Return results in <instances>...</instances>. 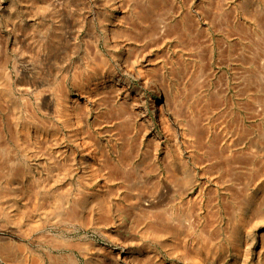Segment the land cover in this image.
I'll use <instances>...</instances> for the list:
<instances>
[{
	"label": "rangeland",
	"instance_id": "obj_1",
	"mask_svg": "<svg viewBox=\"0 0 264 264\" xmlns=\"http://www.w3.org/2000/svg\"><path fill=\"white\" fill-rule=\"evenodd\" d=\"M60 1L64 3H61V7L65 12L73 10L77 14L94 12L97 7L96 0L95 2L83 0L81 4L76 3V0H72V3L71 0ZM110 1L108 0L107 4V0H104L103 4L106 5L101 8L106 13H111L115 23H118L123 33L126 32L125 36L116 40L119 45L122 42L119 40H123L127 68L132 62L135 65H130L133 69L129 66L132 72L135 71L134 77L130 78L131 81L129 80L130 87L146 90L143 95L146 101L145 107L150 115L155 104L160 108L163 107L162 110L170 107L168 109L174 114L172 117L174 118L176 114L174 119L179 122L182 121L181 117H187L190 128L184 136L175 132V129L174 134L173 129H168V125H171L168 118L163 115V118L165 116L167 119H163L164 125L166 124L164 130H166L162 133L161 142L158 143L147 135L148 126L141 124L138 118L136 120V115H132V110H129L122 101L117 103L121 110L115 107L117 112L120 110L118 113H115V109L111 107L110 111L106 104L85 106L87 100L79 96L86 94L87 90L83 89H89L93 85L92 81L88 80V76L86 78L84 75L87 73L82 71L83 74L80 73L77 67L79 55L67 58V52L60 42V37L53 35L45 23L35 25L41 18L34 14L33 0H0V264H145L147 261L145 258H148L145 250L149 243L145 236L144 225L152 217H156L161 210L157 207L162 191L160 183H166L168 180L171 183L168 171L177 160L180 168L183 165V170L195 173V177L190 176L184 180L185 184L182 182L184 186H177L174 192L165 197L166 202L171 205L174 203L179 207L178 211L174 208V216L180 219L178 223L187 221V218L188 221L193 222L199 217L196 222L201 219L203 227L213 230L218 226L230 227L236 218V221L240 220L236 225L241 226L243 221L236 213L239 201L248 198L264 203L262 198L264 154L258 152L261 148L264 149V0ZM141 4L143 7H148L154 14L149 13L150 16L146 17L148 22L139 23L137 24L139 29H134L132 28L135 20L133 16L142 12L139 10L143 9ZM256 5H263V8L258 7V10ZM260 9L263 10L260 12ZM254 13L256 15L258 13L257 20L254 19L256 17ZM123 17L127 21L121 20ZM156 17L164 18L161 21H165L160 23L164 25V28L158 23L159 27L163 28L160 34L156 30L158 29V25H155ZM187 23H190V27ZM143 31L146 32L143 33ZM128 32L134 34H128ZM80 38H84V33L80 35ZM89 47L96 58V61L93 58L92 65L98 64L97 67H101V55L94 54L95 50L91 45ZM52 50H58L60 56L66 57L62 56L64 61L60 59L61 57H57V61L59 60L57 64L62 70L59 73L60 77L58 76L57 80L50 85L46 84L47 76L45 75H48L47 67L50 66L49 60H52ZM242 56L245 59H242ZM128 57H131L133 61L127 59ZM127 60L130 62L127 63ZM255 60L258 62L254 63ZM69 65L72 72L66 75ZM75 72H78V75ZM247 73L263 76L262 82H258L260 79L257 80L254 77L255 81L250 80ZM139 77L141 80L138 79ZM143 77L147 79L146 82ZM140 81L143 82L142 86ZM88 83H90L89 86ZM27 88L33 90H27ZM81 90L84 93L78 92ZM49 92L56 96V106L52 115H48L42 104L44 95ZM55 112L57 115L60 114L58 118ZM128 112L131 114H126ZM123 113L130 118L120 119ZM179 116L181 117L178 118ZM64 121L67 125L63 126V123L66 124ZM69 121L75 126H71ZM185 134L189 136L185 137ZM127 137L129 141H126ZM132 139H135V142L131 143ZM252 142H254L253 145ZM256 144L258 146H254ZM241 154L244 155L241 156ZM118 157L123 158L121 159L123 162L125 160L128 162L129 157L134 159L135 170H126ZM169 157L173 159V162ZM234 158H238L243 167L239 166V170L235 167L232 170L227 169L226 159L232 161ZM257 161L260 163L258 164ZM247 163H250L252 167ZM225 170H228V173ZM225 176L228 178L225 179ZM145 178L148 180H144ZM259 184L261 189L258 187ZM182 187L185 188L184 191ZM180 188L182 190H179ZM148 196L155 198V201L146 203L145 198L147 199ZM217 204L223 205L221 210L215 208ZM225 205L226 208H224ZM230 207H232L231 210ZM161 212L162 210L157 215L160 218H157L158 225L166 221ZM252 218V222L257 220L255 217ZM142 219H146L145 222ZM208 229L206 231L209 232ZM261 229L259 225L248 228L256 241L264 240V230L261 231ZM203 235L205 233L202 234L201 240ZM142 236L145 238L143 239ZM205 237L209 238L204 236L206 243L202 242L208 244L207 240L210 241V239ZM168 241L175 245L174 248H177V244L178 250L182 248L179 241L177 243L174 239ZM171 248L174 249L173 246ZM253 249L259 250L260 247L255 245ZM124 250H134L136 253L124 258L122 255ZM245 254L248 255L246 258H252L251 252Z\"/></svg>",
	"mask_w": 264,
	"mask_h": 264
},
{
	"label": "bare ground",
	"instance_id": "obj_2",
	"mask_svg": "<svg viewBox=\"0 0 264 264\" xmlns=\"http://www.w3.org/2000/svg\"><path fill=\"white\" fill-rule=\"evenodd\" d=\"M74 1V0H73ZM83 0H76L75 2L78 3V4H81ZM89 1V0H88ZM113 1V0H111ZM110 1V2H111ZM115 1V0H114ZM122 1V0H121ZM126 1V0H125ZM159 1V0H157ZM258 1V0H257ZM263 1V0H262ZM65 2V1H64ZM95 2V0H94ZM104 0H96V9L94 10V12H87L85 14H77V13H74V11H70V12H65L63 9H62V3L60 0H33L32 2V7H33V11H34V14L36 16H39L41 18L40 22L36 23L35 25H40V24H47V28L49 30H51L53 32V35H57L58 37H60V42H62V44L64 45V50L67 52V58H70L72 56L73 58V55H79L78 57V66L79 67V70H80V73L82 72H86L87 74L84 73V75H86V78L88 76V80L92 83L93 86H91L90 88H92L91 90L89 89H83V90H87V92H85L86 94H80V98H83L86 99L87 101V104H85V106L89 105V106H95V104L99 103V105H107V107L109 106V109L111 107L114 108L115 110V113H118L121 109L119 106H117V103L118 101H122L123 104L127 105L129 107V110H132V115H136V120L137 118L139 119V122H141V124H146L148 126L147 128V132L152 139H155L158 143L161 142V138H162V133H164V118L165 116L168 118V121L171 125H168V129L171 130L173 129V133H174V129H175V132L177 131L179 134H183L184 136V133L186 131L189 130L190 128V125H189V121H187V117L185 115L186 118L184 117H181L179 116L178 118H182L181 122H179L177 119H174L176 117V114H175V117L173 118L172 115L174 116V114H172L168 108L167 109H164L162 110L161 108L163 107H158L156 104L153 105V109H152V113L151 115L148 113L146 107H145V104H146V101H145V98H144V95H143V92L146 91V90H140L138 88L136 89H132V87H130V78L131 77H134V73L135 71L131 69H129V66L130 65H134L133 62L132 64H128V68H127V65L125 64V52H124V48L125 46L122 44L123 43V40H119V41H122L119 45V43L117 44V38H121L122 36H125L126 32L123 33L124 31H122L119 27V25H117L118 23H115V21L113 20L112 18V15H110L109 13H106V11H104V9H102L105 5L103 4ZM150 2V1H149ZM153 2V1H152ZM253 2V1H252ZM250 2V3H252ZM62 3V4H61ZM71 3H72V0H71ZM70 3V4H71ZM74 3V4H76ZM108 0H107V4H108ZM139 3V2H138ZM151 3V2H150ZM163 2H161L162 4ZM254 3V2H253ZM252 3V4H253ZM264 3V2H263ZM101 4V5H100ZM114 4V3H113ZM117 4V3H116ZM155 4V3H154ZM251 4V5H252ZM86 6V4H83ZM104 5V6H103ZM111 5V4H110ZM132 4H130L131 6ZM142 5V4H141ZM145 5V4H144ZM157 5V4H156ZM244 5V4H243ZM75 6V5H74ZM78 6H81L83 7L82 5H78ZM109 6V5H108ZM113 6V5H112ZM139 6V5H138ZM263 6V5H262ZM262 6H259V5H256V8L258 7H262ZM64 7V6H63ZM102 7V8H101ZM107 7V6H106ZM143 7V5H142ZM146 7V6H144ZM143 9H139V10H142V12L138 11L140 14L138 15H134L133 17L135 18V20L133 21V25H132V28H136V29H139L138 25L137 24H141L143 23L144 21H147V18L146 17H149V13H151L152 11L149 10L148 7L144 8ZM159 7V5H158ZM255 7V6H253ZM73 8V7H72ZM86 8V7H85ZM90 8V6H89ZM109 8V7H108ZM141 8V7H140ZM148 8V9H147ZM155 8V7H154ZM249 8V7H248ZM263 8V7H262ZM91 9V8H90ZM94 9V8H93ZM119 9V8H118ZM212 9V8H211ZM219 9V8H218ZM217 9V10H218ZM78 10V9H77ZM89 10V9H88ZM145 10V11H144ZM155 11V9H153ZM222 10V9H221ZM259 10V8H258ZM261 10L263 9H260V12ZM81 12V10H78ZM91 11V10H90ZM134 11V10H132ZM158 11V10H157ZM225 11V10H224ZM253 11V9L251 10ZM156 12V11H155ZM250 12V11H249ZM248 12V13H249ZM254 12H256L255 8H254ZM129 13V12H128ZM134 13V12H133ZM153 13V12H152ZM160 13V12H159ZM163 13V12H162ZM215 13V12H214ZM154 14V13H153ZM165 14V12L163 13ZM217 14V13H216ZM250 14V13H249ZM253 14V13H252ZM251 14V15H252ZM255 14V13H254ZM34 15V16H35ZM149 15V16H148ZM157 15V14H156ZM247 15V14H246ZM258 15V13H257ZM256 14L254 16H256L254 19L257 20V16ZM154 16V15H152ZM164 16V15H163ZM226 16V15H225ZM249 17V15H247ZM116 17V16H115ZM126 17V16H125ZM132 17V16H131ZM160 17V16H159ZM128 18V17H127ZM163 18V17H162ZM189 18V17H188ZM217 18V16L215 17V19ZM224 18V17H223ZM246 18V17H245ZM251 18V17H250ZM124 19L126 20V18H121V20ZM130 19V18H128ZM132 19V18H131ZM158 17H156L155 20H157V22H155V25H158V29L156 28L157 30V33H161L162 29L164 28L160 23L161 22H165V21H161L163 19H159ZM166 19V18H165ZM184 19V18H183ZM252 20H254L253 18H251ZM261 19V17L259 18V20ZM118 20V19H117ZM137 20H138V23H137ZM152 20V19H151ZM167 20V19H166ZM213 20V19H212ZM127 21V20H126ZM131 21V20H130ZM217 21V20H216ZM117 22V21H116ZM148 22V21H147ZM219 22V20H218ZM122 23V21L120 22ZM129 23V22H128ZM146 23V22H145ZM144 23V24H145ZM150 23V22H149ZM163 27H159L160 25ZM217 23V22H216ZM259 23V22H258ZM143 24V25H144ZM188 24V23H187ZM190 24V23H189ZM188 24V26H189ZM218 24V23H217ZM124 25V24H123ZM154 25V24H153ZM233 25V24H231ZM129 26V25H128ZM152 26V24H151ZM261 26V25H260ZM131 27V26H130ZM165 27H168L167 25H165ZM171 27V25L169 26ZM190 27V26H189ZM193 27V26H192ZM241 27V26H240ZM263 27V26H262ZM128 29V27H126ZM124 29V28H123ZM126 29V30H127ZM167 29V28H166ZM183 29V28H182ZM188 29V27H187ZM251 29V28H249ZM130 30V28H129ZM145 30V29H144ZM169 30V29H168ZM190 30V29H189ZM247 30V29H245ZM263 30V29H262ZM128 31V30H127ZM133 31V30H131ZM136 31H139V30H136ZM152 31V30H151ZM165 31V30H164ZM248 31V30H247ZM257 31V30H256ZM135 32V31H134ZM146 32V31H143V33ZM150 32V31H149ZM154 32V30H153ZM191 32V31H190ZM189 32V33H190ZM82 33H84V38L81 39L80 38V35H82ZM130 32H128L129 34ZM132 33V32H131ZM130 33V34H131ZM163 33V32H162ZM230 33V32H229ZM250 33V31H249ZM258 33V32H257ZM134 34V33H132ZM137 34V33H136ZM151 34V32H150ZM149 34V35H150ZM154 34V33H152ZM233 34V33H232ZM254 34V33H253ZM252 34V35H253ZM148 35V36H149ZM157 35V34H156ZM155 35V36H156ZM163 35V34H162ZM51 36V35H50ZM128 36V35H126ZM135 36V35H134ZM130 37V36H129ZM132 37V36H131ZM130 37V38H131ZM191 37V36H190ZM230 37V36H229ZM244 37V36H243ZM259 37V36H258ZM154 38V37H153ZM239 38V37H238ZM251 38V36H250ZM55 39H58V38H55ZM81 39V40H79ZM136 39V38H135ZM254 39V38H253ZM116 40V41H115ZM130 40V39H128ZM128 40H126L128 42ZM125 41V42H126ZM256 41V40H255ZM124 42V43H125ZM251 42V41H250ZM227 43V42H226ZM234 43V42H233ZM254 43V42H253ZM52 44V43H51ZM257 43H255L256 45ZM95 50L94 54H97L99 53L101 55V67H97V65H92L94 64L93 63V58H95L93 56V54L91 53L90 51V46ZM127 45V44H126ZM228 45V44H226ZM235 45H237L235 43ZM234 45V46H235ZM264 45V44H263ZM262 45V46H263ZM129 46V44H128ZM230 46V45H229ZM240 46V45H239ZM246 46V45H245ZM257 46V45H256ZM260 46V45H259ZM228 47V46H227ZM248 47V46H247ZM246 47V48H247ZM131 48V47H130ZM250 48H252L250 46ZM258 48V47H257ZM262 48V47H261ZM92 49V50H93ZM238 49V48H237ZM240 49V48H239ZM254 49V48H253ZM60 50V49H58ZM57 51H54L52 50V53H53V56L52 54H50L52 57V60H49L50 62V66L49 68L47 67V70H48V75H45L47 76L45 79H46V84H53L58 76L60 75V71L62 70L61 69V66H59L57 64V57H61L60 59H62V56L66 57L65 55H62L60 56L59 55V52ZM50 51V49H49ZM63 51V50H62ZM130 51V50H129ZM131 52V51H130ZM226 52V51H225ZM230 52V51H229ZM247 52V51H246ZM256 52V51H255ZM51 53V52H50ZM227 53V52H226ZM236 53V52H234ZM243 53V52H242ZM260 53V52H259ZM63 54V52H62ZM128 54V53H127ZM133 54V52L131 53ZM240 54V53H239ZM256 54V53H255ZM257 55V54H256ZM98 56V55H97ZM96 56V57H97ZM244 56V55H243ZM242 56V59L244 58ZM258 56V55H257ZM264 56V55H263ZM50 57V56H49ZM133 57V55H132ZM259 57V56H258ZM99 58V56H98ZM135 58V57H133ZM228 58V56H227ZM241 58V57H240ZM40 59V58H39ZM127 59H131V57H128ZM245 59V58H244ZM253 60V58H251ZM250 59V60H251ZM64 61V59H62ZM132 60V59H131ZM248 60V59H247ZM246 60V61H247ZM22 61V60H21ZM70 61V60H68ZM95 61H96V58H95ZM133 61V60H132ZM136 60H134V63H135ZM138 61V60H137ZM42 62V61H41ZM67 62V61H66ZM97 62H98V59H97ZM127 63H129L130 61H126ZM245 62V61H244ZM254 63L258 62L257 60L253 61ZM60 63V62H59ZM103 63V65H102ZM249 63V61H248ZM252 63V62H251ZM70 64V63H69ZM100 64V63H99ZM136 64V63H135ZM263 64V63H262ZM73 65V64H72ZM261 65V64H260ZM264 65V64H263ZM135 66V65H134ZM254 66V65H253ZM258 66V65H257ZM19 67V66H18ZM23 67V66H21ZM131 67V66H130ZM260 67V66H259ZM74 68V67H73ZM133 69V67H131ZM138 68V67H136ZM246 68V67H245ZM20 69V68H19ZM22 69V68H21ZM66 69V68H65ZM26 70V69H25ZM77 70V68H76ZM136 70V69H135ZM250 70V69H249ZM82 71V72H81ZM263 71V70H262ZM21 72V71H20ZM26 72V71H25ZM67 74L68 75L71 71V66L69 65V68H67L66 70ZM247 72V71H246ZM253 72H256V71H253ZM76 73V72H75ZM138 73V72H137ZM21 74V73H19ZM78 75V72L76 73ZM74 74V75H76ZM83 74V73H82ZM248 74V73H247ZM259 74V72H258ZM72 76V74H70ZM80 75V74H79ZM145 75V74H144ZM249 75V79H253V77L257 80H259L258 82H262L261 79L262 77H260L259 75L257 76V73L255 74L256 76L254 75ZM247 75V76H248ZM63 76V75H62ZM140 76V75H139ZM143 76V75H142ZM245 76V75H244ZM60 77V76H59ZM66 77V76H65ZM69 77V76H67ZM77 77V76H76ZM79 77V76H78ZM136 77V76H135ZM147 77V76H146ZM152 77V76H151ZM150 77V78H151ZM23 78V77H22ZM64 78V77H63ZM72 78V77H71ZM247 78V77H246ZM37 79V78H36ZM80 79V78H79ZM133 79V78H132ZM139 80H141V77L138 78ZM144 79V77H143ZM255 79H253L255 81ZM41 80V79H40ZM39 80V81H40ZM44 80V79H43ZM130 80V81H129ZM145 82L147 79H144ZM156 80V79H155ZM155 80H153L155 82ZM244 80V79H243ZM264 80V79H263ZM76 81V79H75ZM143 81V80H142ZM247 81V80H246ZM249 81V80H248ZM21 82H22V79H21ZM37 82V81H36ZM36 82H35V85H36ZM77 82V81H76ZM81 82V80L79 81ZM78 82V84H79ZM141 82V81H140ZM144 82V81H143ZM141 82V86H142V83ZM257 82V83H258ZM20 83V82H19ZM23 83V82H22ZM62 83V82H61ZM132 83V82H131ZM139 83V82H138ZM156 83V82H155ZM28 84V83H27ZM25 84V85H27ZM38 84V83H37ZM63 84H65L63 82ZM77 84V85H78ZM90 83H88V86H89ZM146 84V83H145ZM154 84V83H153ZM254 84V83H253ZM259 84V83H258ZM263 84V83H262ZM32 86V84H30ZM80 85V84H79ZM78 85V86H79ZM83 85V84H82ZM34 86V85H33ZM32 86V87H33ZM75 86V85H74ZM77 86V87H78ZM146 86V85H145ZM150 86V85H149ZM254 86V85H253ZM259 86V85H258ZM261 86V85H260ZM20 87V86H19ZM36 87V86H35ZM34 87V88H35ZM63 87V86H62ZM84 87V85H83ZM157 87V86H156ZM18 88V87H17ZM21 88V87H20ZM37 88V87H36ZM40 88V87H39ZM42 88V87H41ZM79 88V87H78ZM81 88V87H80ZM88 88V87H87ZM249 88V87H248ZM33 90L32 88H27V90ZM48 89V88H47ZM64 89V88H62ZM67 89V88H66ZM65 89V90H66ZM82 89V88H81ZM147 89V88H146ZM150 89V87L148 88ZM254 89V88H253ZM20 90V89H19ZM52 90V89H51ZM61 90V89H60ZM81 90V91H78V92H83L84 91ZM89 90V91H88ZM248 90V89H247ZM251 90V89H250ZM249 90V91H250ZM257 90V89H255ZM262 90V89H261ZM260 90V91H261ZM23 91V90H22ZM26 91V90H25ZM47 91V90H46ZM49 91H50V88H49ZM73 91V90H72ZM27 92V91H26ZM30 92V91H29ZM32 92V91H31ZM34 92V91H33ZM52 92V91H51ZM49 92L48 94L44 95L43 97V107L45 108V110L48 112V115H52L54 114V106H56V102H55V97L53 93ZM58 92V91H57ZM35 93V92H34ZM37 93V92H36ZM47 93V92H46ZM60 93V92H59ZM67 93V91H66ZM146 93V92H145ZM250 93V92H249ZM39 94V93H38ZM63 94V93H62ZM71 94V93H70ZM79 94V93H78ZM43 95V94H42ZM56 95V94H55ZM69 95V94H68ZM167 95V94H166ZM252 95V94H251ZM78 97V96H77ZM170 97V96H169ZM168 97V98H169ZM36 98V97H35ZM41 98V97H40ZM171 98V97H170ZM252 98V97H251ZM258 98V97H257ZM38 99V98H37ZM42 99V98H41ZM259 99V98H258ZM167 100V99H166ZM170 100V99H169ZM228 100V99H227ZM254 100V98H253ZM261 100V99H260ZM264 100V99H263ZM76 101V100H75ZM257 101V100H256ZM262 101V100H261ZM67 102V100H66ZM169 102V101H168ZM228 102V101H227ZM30 103V102H29ZM63 103V102H62ZM77 103V102H76ZM120 103V102H119ZM156 103V102H155ZM231 103V102H230ZM41 104V105H42ZM64 104V103H63ZM70 104V103H69ZM97 105V106H99ZM168 105V104H167ZM58 106V104H57ZM88 106V107H89ZM171 106V105H170ZM175 106V105H174ZM236 106V105H235ZM248 106V105H247ZM115 107H119L118 109V112L116 111L117 108ZM124 107V106H123ZM122 107V108H123ZM245 107V106H244ZM5 108V107H4ZM58 108V107H56ZM55 108V109H56ZM66 108V106H65ZM91 108V107H90ZM131 108V109H130ZM241 108V107H240ZM253 108V107H252ZM59 109V108H58ZM71 109V108H70ZM110 109V111H111ZM18 110V109H16ZM62 110V109H61ZM60 110V111H61ZM96 110V108L94 109ZM250 110V108H249ZM253 110V109H252ZM27 111V109H26ZM59 111V112H60ZM74 111V110H73ZM16 112V111H14ZM62 112V111H61ZM65 112V111H64ZM69 112V111H68ZM103 112V111H102ZM125 112V110H124ZM165 112V113H164ZM175 111L173 110V113ZM239 112V111H238ZM26 113V112H25ZM56 115H57V112H55ZM72 113V112H71ZM78 113V112H77ZM114 113V112H113ZM122 113V112H121ZM134 113V114H133ZM179 113V112H178ZM181 113V112H180ZM95 114V113H94ZM107 114V113H106ZM111 114V113H110ZM125 113H123V116L120 117V119L122 120H127V118L129 119L130 116L128 117L129 114H131L130 112L126 113L128 115H124ZM239 114V113H237ZM249 114V113H248ZM252 114V113H250ZM15 115H17L15 113ZM60 114L58 113V115L56 116L58 118ZM117 115V114H116ZM120 115V114H119ZM118 115V117H119ZM163 115L164 118H163ZM184 115V114H183ZM254 115V113H253ZM260 115V113H259ZM262 115V114H261ZM9 116V115H8ZM14 116V115H13ZM18 116V115H17ZM21 116V115H20ZM32 116V115H31ZM54 116V115H53ZM69 116V115H68ZM67 116V117H68ZM109 116V115H108ZM255 116V115H254ZM16 117V116H14ZM29 117V116H28ZM54 117V119L56 118ZM62 117V115L60 116ZM59 117V118H60ZM71 117V116H70ZM87 117V116H86ZM112 117V116H111ZM117 117V116H116ZM253 117V116H252ZM256 117V116H255ZM253 117V118H255ZM12 118V117H11ZM19 118V117H17ZM133 118V117H132ZM155 118V120H154ZM189 118V117H188ZM61 119V118H60ZM64 119V118H63ZM72 119V118H71ZM104 119V118H103ZM115 119V118H114ZM236 119V118H235ZM18 120V119H17ZM31 120V118H30ZM56 120V119H55ZM59 120V119H57ZM62 120V119H61ZM69 120V119H68ZM66 120V121H68ZM131 120V119H130ZM165 120H167L165 118ZM242 120V119H241ZM8 121V119H7ZM26 121V120H25ZM51 121V120H50ZM63 121V120H62ZM64 121V122H66ZM164 121V122H163ZM167 121V123H168ZM230 121V120H229ZM5 122V121H4ZM112 122V121H111ZM121 122V121H120ZM124 122V121H123ZM126 122V121H125ZM238 122V121H237ZM63 123V122H62ZM70 123V121H69ZM68 123V125L70 126H75L72 125L73 123L71 122L70 124ZM84 123V122H83ZM119 123V122H117ZM122 123V122H121ZM234 123V122H233ZM18 124V123H17ZM28 124V123H27ZM41 124V123H40ZM43 124V123H42ZM55 124V123H54ZM22 125V124H20ZM53 125V124H52ZM64 125H67V122L66 124L63 123V126ZM88 125V124H87ZM125 125V124H124ZM134 125V124H133ZM137 124L135 123V126ZM242 125V124H241ZM24 126V125H23ZM27 126V125H26ZM44 126V125H43ZM46 126V125H45ZM44 126V127H45ZM120 126V125H119ZM118 126V127H119ZM170 126V127H169ZM173 126V127H171ZM255 126V124H254ZM257 126V125H256ZM25 127V126H24ZM49 127V126H48ZM54 127V126H53ZM51 127V128H53ZM116 127V126H115ZM127 127V126H126ZM132 127V126H130ZM138 127V126H137ZM247 127V126H246ZM42 128V127H40ZM57 128V126H56ZM71 128V127H70ZM139 128V127H138ZM262 128V127H261ZM260 128V129H261ZM119 129V128H118ZM134 129V127L132 128ZM145 131H146V128H144ZM47 130V129H46ZM55 130V128H54ZM77 130V129H76ZM125 130V128H124ZM168 130V131H169ZM249 129H247L248 131ZM252 130V129H251ZM45 131V130H44ZM52 131V130H51ZM74 131V130H73ZM129 131V130H128ZM141 131V130H140ZM139 131V133H140ZM250 131V130H249ZM262 131V129H261ZM260 131V132H261ZM264 131V130H263ZM59 132V131H58ZM133 132V131H132ZM144 132V131H143ZM41 133V132H40ZM69 133V132H68ZM124 133V132H123ZM146 133V132H145ZM188 133V132H187ZM251 133V132H250ZM44 134V133H43ZM46 134V133H45ZM118 134V133H117ZM129 134V133H127ZM137 134V133H136ZM169 134V133H168ZM172 134V133H171ZM175 134V133H174ZM78 134H76L77 136ZM119 135V134H118ZM126 135V134H125ZM186 135L188 134H185V137ZM75 136V135H74ZM92 136V135H91ZM167 136V135H166ZM174 136V135H173ZM189 136V135H188ZM193 136V135H191ZM255 136V135H254ZM3 137V136H2ZM90 137V136H89ZM123 137V136H122ZM133 138V136H131ZM145 137V136H144ZM171 137V136H170ZM182 137V136H181ZM88 138V137H87ZM125 138V137H124ZM190 138V137H188ZM84 139V138H82ZM95 139V138H94ZM120 139V138H119ZM186 139V138H185ZM183 139V140H185ZM256 140V139H255ZM126 141H129L128 140V137H127V140ZM186 141V140H185ZM253 141V140H252ZM21 142V140H20ZM91 141H89L90 143ZM97 142V140H96ZM135 142V139H132L131 140V143ZM154 142V141H153ZM156 142V143H157ZM188 142V141H187ZM3 143V142H2ZM93 143V141L91 142ZM123 143H126V142H123ZM151 143V142H150ZM184 143V141H183ZM254 142H252V145H253ZM23 144V143H22ZM26 144V143H25ZM136 144V143H135ZM138 144V143H137ZM154 144V143H153ZM188 144V143H187ZM90 145H93V144H90ZM97 145V144H96ZM95 145V146H96ZM160 145V144H159ZM157 146V145H156ZM254 146H258L257 144L254 145ZM264 146V145H263ZM20 147H22L20 145ZM90 147H93V146H90ZM98 147V146H97ZM128 147V145H127ZM158 147V146H157ZM84 148V147H83ZM114 148V147H113ZM126 148V147H125ZM255 149H257L256 147H254ZM253 148V149H254ZM260 148V147H259ZM22 149V148H21ZM87 149V148H86ZM118 149V148H117ZM124 149V147H123ZM155 149V148H154ZM153 149V150H154ZM115 150V149H114ZM135 150V149H134ZM163 150V149H162ZM166 150V148H165ZM227 150V149H226ZM259 150V149H258ZM257 150V151H258ZM78 151V150H77ZM132 151V150H131ZM251 151H254V150H251ZM256 151V152H257ZM116 152V151H115ZM120 152V155H121V150L119 151ZM155 152V151H154ZM258 152H260L261 154H264V149L261 148ZM82 153V152H81ZM108 153V152H107ZM117 153V152H116ZM115 153V155H116ZM151 153V152H150ZM229 153V152H228ZM235 153V152H234ZM237 153V152H236ZM235 153V154H236ZM123 154V153H122ZM129 154V153H128ZM155 154V153H154ZM233 154V153H232ZM247 154V153H245ZM259 154V153H257ZM106 155V154H105ZM133 155V153H132ZM147 155V154H146ZM153 155V154H151ZM239 155V154H238ZM244 155V154H241V156ZM253 155V154H252ZM108 156V155H107ZM117 156V155H116ZM119 156V155H118ZM123 156V155H122ZM125 156V155H124ZM156 156V155H155ZM166 156V155H165ZM176 156V155H175ZM261 156V155H259ZM84 157V156H83ZM109 157V156H108ZM121 157V156H120ZM120 162L121 164H123L122 166H124V168L127 170V169H134V166H133V160L132 158H128V162L125 160L124 162L121 160L123 158H121ZM148 157H149V154H148ZM172 157V156H171ZM169 157V158H171ZM236 157V156H235ZM134 158V157H133ZM173 158V157H172ZM171 158V161L173 160ZM175 158V157H174ZM180 158V157H178ZM232 158V157H231ZM250 158V157H249ZM89 159V158H88ZM110 159V157L108 158ZM115 159V157H114ZM114 159H113V162H114ZM126 159V157H125ZM149 159V158H148ZM152 159V158H151ZM181 159V158H180ZM222 159V158H221ZM220 159V160H221ZM224 159V158H223ZM242 159V157H241ZM162 160V159H161ZM164 160V159H163ZM245 160V159H244ZM251 160V158H250ZM167 161V160H166ZM175 161V160H174ZM181 161V160H180ZM224 161V160H223ZM222 161V162H223ZM227 169L229 168L230 170L235 169L237 168L239 170V166L242 165L243 167V164L242 162L238 159V158H234L232 161L230 160H227ZM84 162L86 163V161L84 160ZM105 162V161H104ZM117 162V161H116ZM157 162V161H156ZM170 162V161H169ZM173 162V161H172ZM170 162V163H172ZM178 162V160H177ZM173 162V166L171 164L172 167H170L171 169H169L168 171V174L170 175L169 178H171V183L168 182L170 180H168L167 182L164 180V182L166 183H160L161 187H162V191L160 193V197L158 199L159 200V203L157 202V207H159L162 212H161V215L163 214L162 217H165V223L163 222L162 225H158L157 223V215H159V213L156 215V217L154 216V218L151 216L152 213H151V220L148 221L147 223L145 222L146 219H142L144 220L145 222V227H146V239L149 243L148 245V248L147 250H145V253L148 255L147 259L145 258V261L144 263L145 264H264V240L261 239V240H255V237L253 236V234L251 232H249L248 228L252 226L255 227V226H260L262 227L261 231L264 230V212H263V204L261 201H256V200H251V199H246V200H241L239 201V205L238 203H236L238 206H237V210H236V213L239 214L241 216V220L243 221V225L241 226H238L236 225L237 222H239L240 220H237L236 221V216L234 217H231L232 219H234V224H231L230 227L228 226V228H224L221 226H218L216 228H214L213 230L212 229H208L206 228L205 226L203 227L202 223H201V219L200 221L197 220L196 222V219H199L196 218L194 219L195 221H188V218H187V221H181L183 223H178L180 220L179 218H176L174 215V208L175 211H178V208L174 203L173 205H171V203H168L166 202V195L168 196L169 193L171 192H174L175 188L177 186H181L182 185V182L185 184V179L190 177V176H194L195 177V173L191 172V171H185L183 170L182 166L181 168L179 167V162ZM258 162V161H257ZM256 162V163H257ZM109 163V162H108ZM110 163H112L110 161ZM164 163V162H163ZM244 163V161H243ZM260 162H258L259 164ZM83 164V163H82ZM155 164V163H154ZM219 164V163H218ZM218 164H215L216 166ZM226 164V162H225ZM245 164V163H244ZM248 165L250 163H247ZM84 165V164H83ZM88 165V164H87ZM99 165V164H98ZM141 165V164H140ZM144 165V164H143ZM114 166V165H113ZM116 166V165H115ZM145 166V165H144ZM170 166V164H169ZM221 166V165H219ZM224 166V165H222ZM251 166V164H250ZM257 166V165H256ZM255 166V167H256ZM111 167V165L109 166V168ZM149 167V166H148ZM252 167V166H251ZM241 168V167H240ZM123 169V168H122ZM141 169V168H140ZM155 169V168H154ZM217 169V168H216ZM135 170V169H134ZM153 170V169H152ZM243 170V169H242ZM251 170V169H250ZM124 171V170H123ZM149 171V170H148ZM223 171V170H222ZM227 171L228 173V170H225ZM237 171V170H236ZM255 171V170H254ZM114 172V171H113ZM121 172V171H120ZM134 171H132V174ZM139 172V171H138ZM144 172H145V169H144ZM241 172V171H240ZM131 173V171H130ZM159 173V172H158ZM234 173L236 174V172L234 171ZM123 174V173H122ZM136 174V173H135ZM138 174V173H137ZM167 174V175H168ZM197 174V173H196ZM231 175L233 173H230ZM229 174V175H230ZM128 175V174H126ZM145 175V174H144ZM147 176V175H146ZM224 176V175H223ZM228 176V175H227ZM240 176V175H239ZM150 177V176H149ZM222 177V176H221ZM232 177V176H231ZM143 178V177H142ZM141 178V179H142ZM148 178V177H147ZM147 178H145L144 180H148ZM224 178V177H223ZM228 178V177H227ZM226 176H225V179H227ZM235 178V177H234ZM168 179V177H167ZM239 179V178H238ZM237 179V180H238ZM126 180V179H124ZM229 180V179H228ZM157 181V180H156ZM163 181V180H162ZM223 181V180H222ZM148 182V181H147ZM226 182V181H225ZM156 183V182H155ZM261 183V182H260ZM263 184V183H262ZM157 186V184H155ZM188 185V184H187ZM184 186V185H182ZM190 186V185H189ZM262 186V185H261ZM260 187V184L259 186ZM178 188V187H177ZM192 188V187H190ZM189 188V189H190ZM262 187H260L261 189ZM264 188V187H263ZM183 189V187H182ZM181 188L179 190H182ZM187 189V187H186ZM185 190V188L183 189V191ZM192 190V189H191ZM190 190V191H191ZM178 191V190H176ZM188 191V190H187ZM264 190H262V194ZM159 192V191H158ZM179 192V191H178ZM186 193V191L184 192ZM233 193V192H232ZM238 193V192H237ZM242 193V192H241ZM240 193V194H241ZM179 194V193H178ZM170 195V194H169ZM172 195V194H171ZM206 195V193H205ZM235 195V193H234ZM238 195V194H237ZM184 196V195H183ZM263 199H264V195H262ZM239 197V196H238ZM237 197V198H238ZM241 197V196H240ZM230 199V198H229ZM172 200V199H171ZM226 200V199H225ZM236 200V199H234ZM262 200V199H261ZM152 201H155V198L153 197H149L146 199L145 198V202H152ZM170 202V201H169ZM215 202V201H214ZM210 204V203H209ZM225 204V203H224ZM171 205V206H170ZM182 205V204H181ZM208 205V204H207ZM230 205V204H229ZM235 205V204H234ZM186 206V205H185ZM210 206V205H209ZM231 206H233L231 204ZM136 207H139V206H136ZM200 208V206H198ZM205 207V206H204ZM215 207V206H214ZM213 207V208H214ZM223 207V205L221 204H217L216 205V209L218 208V210H221V208ZM234 207V206H233ZM131 208V207H130ZM170 208V210L168 209ZM182 208V207H181ZM185 208V207H184ZM183 208V210H184ZM206 208V207H205ZM208 208V206H207ZM226 208V205L225 207ZM232 207H230V210H231ZM133 209V207H132ZM146 209V208H145ZM228 209V208H227ZM128 210V209H127ZM142 210V209H141ZM211 210V209H210ZM234 210V209H232ZM143 211V210H142ZM147 211V210H146ZM217 211V210H216ZM215 211V213H216ZM235 211V210H234ZM136 212V211H135ZM145 212V211H143ZM149 212V211H148ZM232 212V211H231ZM253 212V213H252ZM150 213V212H149ZM234 212H232L233 214ZM146 214V213H145ZM154 214V213H153ZM178 214V212H177ZM230 214V213H229ZM228 214V216H229ZM235 214V213H234ZM57 215V214H56ZM140 215V214H139ZM181 215V214H180ZM208 215V214H207ZM222 215V214H221ZM238 215V216H239ZM149 216V214H148ZM201 216V215H200ZM206 216V214L204 215ZM213 216V215H212ZM239 216V217H240ZM145 217V216H144ZM160 217V216H159ZM178 217V215H177ZM194 217V216H193ZM195 217H197L195 215ZM252 217H255L257 220L255 222H252ZM138 218V217H137ZM219 218V216H218ZM229 218V217H228ZM141 219V217H140ZM150 219V218H149ZM160 219V218H158ZM182 219V218H181ZM231 219V222L233 223ZM193 220V219H192ZM209 220V219H208ZM212 220V219H211ZM210 220V221H211ZM222 220V219H221ZM228 220V219H227ZM159 221V220H158ZM205 221V220H204ZM216 221H217V218H216ZM195 222V223H194ZM203 222V221H202ZM206 222V221H205ZM226 222V221H225ZM222 223V222H220ZM228 223V222H227ZM230 223V222H229ZM144 224V223H142ZM161 224V223H160ZM175 224H178L175 226ZM205 224V223H204ZM212 224V222H211ZM215 224V223H214ZM238 224V223H237ZM140 225V224H138ZM219 225V224H218ZM228 225V224H227ZM225 225V226H227ZM142 226V225H141ZM210 226V225H209ZM208 226V227H209ZM206 228V229H205ZM211 228V226L209 227ZM209 230L206 231V230ZM142 231V230H141ZM203 235V238L201 240V237H202V234ZM262 234V233H261ZM260 235V234H259ZM204 236H209L208 237H205V238H208L210 239L207 240L209 243L208 244H205V240H204ZM143 239L145 238L144 236H142ZM169 239H174L177 240V242L179 241V245L181 243L182 245V248H180V250H178L177 248L178 247V244L176 245L177 248H174V244H170V242L167 240ZM173 241V240H172ZM204 241V242H202ZM176 242V241H175ZM174 242V243H175ZM176 242V243H177ZM146 243V242H145ZM173 243V242H172ZM173 246L174 249H177V250H174L171 248V246ZM255 245H258L260 247L259 250H254L253 247H255ZM147 247V246H145ZM143 248V247H142ZM141 250V249H140ZM141 253V251H139ZM144 252V251H143ZM142 252V253H143ZM250 254L251 252V255H252V258L251 259H248V257L246 258V255L245 253ZM136 252L131 251V250H124L122 252V255L124 256V258H127V257H131L135 254ZM249 255V256H251ZM137 256V255H136ZM143 256V255H142ZM135 258V257H134ZM142 258V257H140ZM144 259V257H143ZM131 260V259H129ZM133 260V258H132ZM132 262H135V261H132ZM137 262V261H136ZM139 262V261H138ZM141 263V262H140ZM115 264V263H113ZM130 264H133V263H130ZM142 264V263H141Z\"/></svg>",
	"mask_w": 264,
	"mask_h": 264
}]
</instances>
